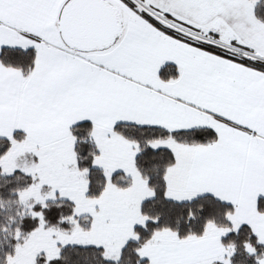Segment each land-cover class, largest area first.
Instances as JSON below:
<instances>
[{"label":"snow or ice","instance_id":"snow-or-ice-1","mask_svg":"<svg viewBox=\"0 0 264 264\" xmlns=\"http://www.w3.org/2000/svg\"><path fill=\"white\" fill-rule=\"evenodd\" d=\"M0 264H264V0H0Z\"/></svg>","mask_w":264,"mask_h":264}]
</instances>
